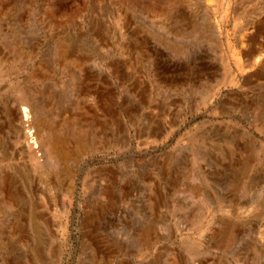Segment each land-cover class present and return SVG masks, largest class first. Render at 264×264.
<instances>
[{"label":"rangeland","instance_id":"obj_1","mask_svg":"<svg viewBox=\"0 0 264 264\" xmlns=\"http://www.w3.org/2000/svg\"><path fill=\"white\" fill-rule=\"evenodd\" d=\"M0 264H264V0H0Z\"/></svg>","mask_w":264,"mask_h":264},{"label":"bare ground","instance_id":"obj_2","mask_svg":"<svg viewBox=\"0 0 264 264\" xmlns=\"http://www.w3.org/2000/svg\"><path fill=\"white\" fill-rule=\"evenodd\" d=\"M24 99V98H23ZM15 110V109H14ZM29 109L27 108L26 105H22V109L19 110L18 109V114H22L24 115L26 118H28L29 115ZM40 124V123H39ZM28 125V124H27ZM41 128V127H40ZM31 128H29L30 130ZM41 130V129H40ZM28 140V139H27ZM26 140V141H27ZM32 143L34 145H42L43 148V153L45 155V157L49 160H52L56 163L60 162L61 158H62V152H61V145H60V140H58L56 137L50 135L47 133V135L43 134V139H42V143H39L36 139V135L31 134V139ZM24 141V140H23ZM32 143L31 142H27L25 145L29 148H33L32 147ZM41 148V149H42ZM63 160V159H62ZM62 162V161H61Z\"/></svg>","mask_w":264,"mask_h":264}]
</instances>
